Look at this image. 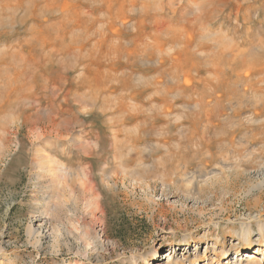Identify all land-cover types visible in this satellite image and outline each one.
Instances as JSON below:
<instances>
[{"label":"rangeland","instance_id":"rangeland-1","mask_svg":"<svg viewBox=\"0 0 264 264\" xmlns=\"http://www.w3.org/2000/svg\"><path fill=\"white\" fill-rule=\"evenodd\" d=\"M37 152L73 174L55 192L68 201L61 223L77 219L68 187L83 189L84 204L89 189L99 195L104 216L94 226L107 247L99 259L68 249L44 259L28 245L36 202H46ZM261 182L264 0H0L4 258L264 264L256 225L241 255L230 233L264 222Z\"/></svg>","mask_w":264,"mask_h":264},{"label":"bare ground","instance_id":"bare-ground-1","mask_svg":"<svg viewBox=\"0 0 264 264\" xmlns=\"http://www.w3.org/2000/svg\"><path fill=\"white\" fill-rule=\"evenodd\" d=\"M30 132L31 134L36 135L37 137H42L43 135V131L38 127L31 128ZM76 143H77V148L81 150L82 153L85 152L88 154H92L91 144L83 143L81 142V140H79ZM61 165H62L61 163L54 160L51 156L47 154L45 155L38 152L36 153L34 159V166L36 169L35 176L37 182L35 184L38 188H40L38 190L41 191L42 189V192L46 195V196L44 195L45 197L43 199L46 202L43 204L38 202V200L36 202L37 204L35 206L37 207L35 208V211L32 213L30 222L26 229L27 243L29 246L34 248L38 252V254L44 255L45 256L44 259L47 258L46 256H53V259H56L57 256L62 255L65 249H68L69 252L76 250V255L89 257V259H91V257H95V259L96 258L99 259L101 251L107 252L106 249L107 247L104 245L103 242L104 238L102 239L101 234H99V232L94 226L95 223L101 222L102 221L101 216H104L102 205L100 204L99 201L100 200L99 195H97V193L94 192L95 189L94 190L93 188L89 189L91 192V196H90L91 198L84 204L83 194H82L83 189H80L79 193H76L74 190L70 189L69 187L68 188L66 187L69 190L68 192H70L71 202L73 203L74 206V212L76 211L77 213V219H75L73 223H69L71 221H69L68 223H61L62 218L60 214L66 209L65 207L68 205L67 204L68 201L64 199L65 197L62 192L56 194L55 192L57 188H60L61 186L64 185V184L61 185L60 182L61 179L59 180L60 177L61 178L63 177L64 179L66 177V179H68L69 175L70 176L73 175L70 174V172H65V170L68 171L67 169L63 171ZM230 165L224 163L223 167L227 168ZM223 170L224 169H222V171ZM82 171L79 172L82 173ZM82 176L83 179H85L88 183L90 182V179L87 175L82 173ZM43 179L48 180V185L43 186V184L41 183ZM108 180H111V177L110 178L108 177ZM258 186H264V182H261ZM80 188H84V187H80ZM82 203L86 206L85 208L86 215L89 216L90 222L87 221L86 215L80 214L81 211L79 208L81 207ZM255 221L256 224H254L253 222H250L249 224L242 223L240 230L237 231L235 229H232L230 232L232 237L237 238L240 244H242L237 249L239 255H241L242 250L250 249L252 247V243H253L252 235L255 232L253 228L254 225H256L257 227L259 246L264 247V222L261 219V215L256 217ZM80 225L84 226V232L82 233L78 232L77 226ZM220 239L218 238L217 243L221 242L219 241ZM185 241L186 240H184V242ZM157 254L158 251H155L154 255L156 256ZM218 255L219 257L220 256L223 257V259L227 258V251L225 250V247L224 248L222 247V251H220ZM4 256H5L4 254L0 253V264H14V262L4 258ZM247 256L250 258L249 261L252 259H256L254 254H249ZM169 257H171V254L169 255ZM63 264H83V263H81V261L79 262L77 259L69 258L67 260H64ZM166 264H185V262L172 260L171 262L168 261Z\"/></svg>","mask_w":264,"mask_h":264}]
</instances>
